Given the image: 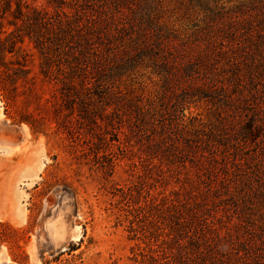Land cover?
I'll return each mask as SVG.
<instances>
[{
    "label": "rangeland",
    "instance_id": "rangeland-1",
    "mask_svg": "<svg viewBox=\"0 0 264 264\" xmlns=\"http://www.w3.org/2000/svg\"><path fill=\"white\" fill-rule=\"evenodd\" d=\"M24 2L63 32L0 96V264H264V0Z\"/></svg>",
    "mask_w": 264,
    "mask_h": 264
},
{
    "label": "trees",
    "instance_id": "trees-1",
    "mask_svg": "<svg viewBox=\"0 0 264 264\" xmlns=\"http://www.w3.org/2000/svg\"><path fill=\"white\" fill-rule=\"evenodd\" d=\"M62 27L63 21H54L40 10L29 7L24 0H0V96L10 108L20 103L19 98L26 93L25 86L34 78L29 67V56L24 50L27 41L45 57L40 72L44 79H51L53 70L50 65L49 35L52 30L54 35V29L63 32ZM261 37L264 38V34ZM20 52L24 53L22 60L17 56ZM75 85V81H70L69 87ZM32 118L30 112H15L13 120L16 124H28L34 133H38L39 123Z\"/></svg>",
    "mask_w": 264,
    "mask_h": 264
}]
</instances>
